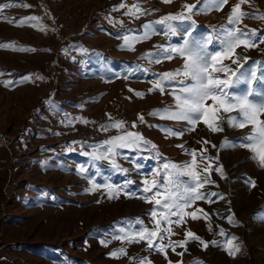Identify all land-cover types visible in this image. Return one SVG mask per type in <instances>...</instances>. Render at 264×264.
Instances as JSON below:
<instances>
[{"label":"rangeland","instance_id":"rangeland-1","mask_svg":"<svg viewBox=\"0 0 264 264\" xmlns=\"http://www.w3.org/2000/svg\"><path fill=\"white\" fill-rule=\"evenodd\" d=\"M119 2L20 0L31 7H7L0 13V42L36 49L0 48V264H136L138 257H147L153 264H168V260L173 264L180 260L183 264L197 260L204 264H227L229 260L237 261L235 264H264V170L250 177L256 181V186L250 187L245 182L249 177L237 174V162L223 160L226 146L220 148L222 142L238 140L249 129L226 126L224 131L213 134L200 123L195 131H188L185 122L149 115L173 105L170 89L166 88L163 95L148 89L158 74L181 67L183 60L175 58L156 64L144 58L145 54L156 52L159 45L179 43L180 38L165 37L160 25L155 27L161 34L136 43L135 50L123 48V40L117 38L129 29L140 35L144 31L142 25L181 11L184 3L197 0H173L171 4L161 0H124L127 5L139 2L143 8L158 9L139 19L124 15L127 8L113 11ZM237 2L228 0L221 11L212 8L194 16L200 26L195 35L226 25L231 7ZM242 10L264 13V0H249ZM32 15L41 18L47 31L9 22ZM119 21H123L122 26ZM238 26L264 30V20L245 18ZM236 52L249 57L240 72L249 71L255 61H264V44L251 49L239 47ZM224 63L237 67L231 60ZM37 75L44 79H37ZM4 81L13 83L5 87ZM257 85L261 84L254 86ZM129 89L145 95L137 97ZM138 114L144 115L145 123L138 120ZM114 121H125V130L141 133L157 145L167 161L175 163L190 160L176 145L199 150L202 145L198 141L207 139L217 146H208V154L219 155V163L229 166V174L222 179L213 173L211 178L218 187L208 185L206 190L222 192L226 198L211 204L197 201L189 209L203 208L210 214L208 221L186 218L185 224L173 225L176 235L172 240H183L184 232L191 230L209 242L206 251L199 242L189 241L183 256L176 254L183 251L177 247L176 252H168L166 259L164 254L150 251L144 242L128 244L113 239L121 227H141L130 223L137 218L145 222L144 226L153 227L147 215L153 206L140 198L143 194L138 189L145 175L158 166L150 146L135 151L117 149L116 163L129 169L127 174L113 169L109 159L94 161L91 155L81 154L104 152L108 146L103 141L122 135L124 130L101 128ZM132 122H136V128L131 127ZM165 128L183 130L184 134L166 136ZM69 148L73 151L69 152ZM133 161L142 167L137 169ZM42 162H47V166H42ZM80 166L88 172L79 173ZM89 177L101 185L124 186L126 179L135 183L129 189L130 196L121 193L118 199L110 200L103 188L94 193L85 191L92 186ZM230 215H234L238 225L228 223ZM220 229L239 237L243 254L233 258L222 247L211 246V241L227 238L219 235ZM102 239L109 241L106 247L100 243ZM121 247L127 250L126 256L114 259L109 255Z\"/></svg>","mask_w":264,"mask_h":264},{"label":"snow or ice","instance_id":"snow-or-ice-1","mask_svg":"<svg viewBox=\"0 0 264 264\" xmlns=\"http://www.w3.org/2000/svg\"><path fill=\"white\" fill-rule=\"evenodd\" d=\"M161 2L171 4L173 0H161ZM246 3H249V0H238L231 7L226 25L219 29L213 28L199 36L195 33L200 26L193 17L212 8L221 11L228 4V0H197L196 3L192 4L184 3L181 6V11L169 13L154 22L142 25L144 31L140 35L135 34L137 30L129 29L125 33L118 34L117 38L123 40V48L135 50L136 43L149 39L153 34H161L155 25L162 26V34L165 37H179L181 42L159 45L156 46V52L149 51L145 54L144 58L156 64L175 58L183 60L181 67L158 74L155 83L148 89L149 92L157 90L162 95L165 94L166 88L170 89L168 94L173 99V105L154 110L149 115L158 116L162 120L185 122L188 125V131H195L200 123H203L213 134L224 131L226 126L241 130L249 129L240 137L239 144L229 143L226 140L222 142L220 148L222 149L227 145L246 149L250 153L248 158L256 162L261 169H264V73L257 75V66L264 68V61H255V66L251 67L249 71L240 72L249 57L240 56L236 52L239 47L251 49L258 47L259 44H264V30L238 26L245 18L264 20V13L257 15L243 11L242 6ZM14 6L31 7L28 4H21L20 0H12L10 3H0V13L3 12V9ZM125 8L127 11L124 12V15L134 19L158 11V9L143 8L139 2L127 5L124 0H120L117 5L113 6L112 10L117 11ZM7 19L5 17V20ZM40 20V17L32 15L9 22L15 23L16 26L26 24L38 26L40 31H47L46 26ZM109 21L112 22L111 18ZM119 23L121 26L123 25V21H119ZM130 33L132 34L130 35ZM0 48L13 51H36L34 48L17 45L15 42H0ZM225 60H231L232 64L237 65V67L232 68L225 64ZM36 78L44 79L43 76L39 75ZM26 79H30V77ZM258 82L262 85L261 87L254 86ZM3 83L5 87H8L13 81H4ZM241 84L247 85L246 90L240 93L232 91ZM129 91L135 90L129 89ZM135 95L143 98L145 93L135 91ZM253 97L258 99H253ZM109 119L111 120L110 116ZM138 120L145 123L144 115L138 114ZM83 122L88 123L86 120ZM125 124V121H114L102 125L101 128L104 131L115 128L124 130L123 134L103 141L102 144L108 146L104 152L81 153L84 156L91 155L94 161L109 159L113 169L127 174L129 169L122 168L116 163L117 149L135 151L150 146L154 150V158L157 159L158 166L150 174L145 175L141 181L142 187L138 189L143 194L140 198L153 206L147 213L151 218L153 227L144 226L145 222L137 218L130 223L141 225V227L136 229L121 227L118 229L119 234H113V239L128 244L144 242L150 251L164 254L166 259L168 252H176L177 247L183 251L176 254L183 256L188 251L187 244L189 241L199 242L203 246V250L206 251L209 242L204 241L191 230L184 232L183 240H172V236L176 235L173 225L185 224L186 218H190L192 221L198 219L208 221L210 214L205 212L203 208H196L194 211H189V209L197 201L211 204L216 200L226 198L222 192L206 190L208 185L218 187L216 181L211 178L213 173H218L222 179H227L224 166L219 163V155L208 154V146L212 148L217 146L207 139L198 141L202 145L199 150L187 148L184 144L176 145L190 157V160L175 163L167 161L158 151L157 145L147 140L141 133L125 130ZM131 127L136 128V122H132ZM163 131L166 136L182 137L184 134L183 130L172 128H165ZM68 151L71 152L73 149L69 148ZM133 163L137 169L142 167L136 161ZM42 166H47V162H42ZM77 171L87 173L88 169L80 166ZM88 179L92 186L85 189L86 192L94 193L103 188L110 200L118 199L121 193L130 196L129 189L135 183V181L126 179L124 186L101 185L90 177ZM245 182L250 187L256 186V181L250 177ZM227 220L229 224L238 225L239 223L234 215L228 216ZM262 222H264V217H262ZM209 230H212L211 224H209ZM219 235L227 238L223 241L213 240L210 242L211 246L222 247L233 258H236L238 254H243V244L239 242V237L226 233L224 229H220ZM165 240L167 243H164ZM100 243L106 247L109 241L102 239ZM109 255L114 259H119L121 256L127 255V250L121 247L113 250ZM136 264H153V262L147 257H138ZM168 264H173V262L168 260ZM175 264H183V262L180 260L176 261ZM193 264H204V262L197 260Z\"/></svg>","mask_w":264,"mask_h":264},{"label":"crops","instance_id":"crops-1","mask_svg":"<svg viewBox=\"0 0 264 264\" xmlns=\"http://www.w3.org/2000/svg\"><path fill=\"white\" fill-rule=\"evenodd\" d=\"M255 66L254 64H252L251 67ZM250 67V69H251ZM257 75H261L262 73H264V68H260L259 66H257ZM248 71V70H247ZM262 85H257L256 87H261ZM247 85L245 84H241L239 85V87L237 89H234L232 91H236L238 93L243 92L244 90H246ZM253 99H258V98H254ZM230 143H234V144H239L240 143V139H235ZM214 151V150H213ZM224 156H223V160L225 162H230V161H235L237 162L236 164V172L238 175L242 176V177H254L257 176L258 172H262L264 169H261L258 164L254 161H252L251 159H249L248 157L250 156V153L248 150L246 149H242L239 147H230L227 146L224 149ZM217 155V154H216ZM224 169L226 174H229V166H225L224 165ZM249 185V184H248ZM240 208H244V209H248V206H241ZM260 208H256V210H258ZM237 261L235 260H229L227 262V264H235ZM226 263V262H225Z\"/></svg>","mask_w":264,"mask_h":264}]
</instances>
